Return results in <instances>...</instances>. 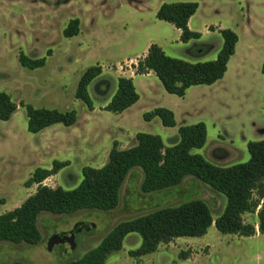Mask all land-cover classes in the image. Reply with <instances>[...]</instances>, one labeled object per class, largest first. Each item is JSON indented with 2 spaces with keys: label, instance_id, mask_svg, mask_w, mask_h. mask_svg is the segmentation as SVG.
<instances>
[{
  "label": "rangeland",
  "instance_id": "1",
  "mask_svg": "<svg viewBox=\"0 0 264 264\" xmlns=\"http://www.w3.org/2000/svg\"><path fill=\"white\" fill-rule=\"evenodd\" d=\"M174 2L199 4L192 30L204 33L202 39L183 43L173 25L157 19L159 7ZM74 19L81 22L80 34L65 38L63 32ZM212 25L236 30L242 41L241 68L224 89L198 87L199 93L191 92L183 101L168 94L158 78L144 77L136 82L142 102L130 117L101 108L118 90L114 72L124 74L129 69L124 66L141 56L149 42L164 46L166 55L193 64V57L199 56L192 55L191 49L211 46L205 62L214 61L223 39L205 33V27ZM21 53L31 59L46 58V65L36 70L24 68L19 62ZM263 63L264 0H0V92L19 105L13 119L0 121V216L35 194L38 186L28 188L26 182L36 169H52L55 161L70 164L43 185L73 190L83 180L84 167L101 168L108 162L114 142L120 149H128L137 144L138 133H146L160 136L167 148L175 145L177 129L164 127L158 118L148 122L143 117L154 110V103L172 108L180 125H206V145L194 149L193 154L222 168L248 162L243 138L264 139ZM97 65L106 72L89 87L96 107L92 113L76 98V92L85 71ZM151 94L154 101L149 99ZM26 104L61 112L75 110L77 123L72 127L58 124L32 134ZM255 125L258 128L252 133ZM125 126L129 133L122 135L120 128ZM142 181V169H133L122 187L118 207L111 211L42 213L38 221L41 242L0 243V264H69L97 248L122 222L196 199L205 201L216 219L227 205L224 195L191 176L178 187L152 194L142 193ZM244 220L258 222L249 214ZM71 233L76 235L74 246L65 240L49 249L53 236ZM141 245L140 235H128L123 249L109 255L107 264H264V235L259 232L246 238L221 234L214 226L204 237L178 238L152 254L131 257L130 252Z\"/></svg>",
  "mask_w": 264,
  "mask_h": 264
},
{
  "label": "trees",
  "instance_id": "2",
  "mask_svg": "<svg viewBox=\"0 0 264 264\" xmlns=\"http://www.w3.org/2000/svg\"><path fill=\"white\" fill-rule=\"evenodd\" d=\"M196 2L164 3L157 11L158 20L167 22L181 31L180 40L188 43L198 40L201 34L189 27L190 19L197 13ZM81 22L71 20L65 28V38L80 34ZM223 47L214 61L190 63L172 58L157 44H152L146 57L137 65V74L154 72L170 95L183 98L194 86L213 85L222 80L228 71L230 59L236 53L239 36L231 29L220 30ZM210 46H196L191 49L194 56H203ZM51 56V51L48 52ZM46 58L31 59L20 54L22 67L36 70L46 65ZM100 65L88 68L82 75L76 98L93 110L94 104L89 87L102 75ZM264 74V63L262 67ZM140 100L132 79L119 78L118 90L105 107V111L122 114ZM19 105L10 95L0 92V121H10ZM28 131L38 134L54 125L72 127L77 123L75 110L61 112L56 109H37L25 105ZM148 122L159 118L165 127L177 126L173 111L157 108L144 114ZM179 139L172 147H166L160 136L146 133L136 135L137 144L128 149H120L117 142L109 154L108 162L101 168L84 167L83 180L73 190L43 185L50 177L69 166V162L55 161L52 169L38 168L26 182L37 191L20 207L0 216V243H26L37 245L42 240L38 226L44 212L53 215H72L83 210L111 211L118 207L120 193L131 171L141 168L143 181L141 191L152 194L180 186L187 177H194L209 186L215 193L224 195L227 205L224 212L214 219L210 206L203 200H191L176 207H165L136 219L117 225L101 242L78 261L69 264H107L109 255L123 249L126 237L136 233L142 238V245L130 256L141 258L156 252L161 245H168L178 238H201L208 234L212 226L224 235L253 237L259 232L264 235V139L249 141L247 150L250 159L246 163L231 167H218L209 163L201 155L193 154L194 149H202L207 142L208 132L204 123L181 126ZM258 218L256 224L246 223V215ZM12 264H24L14 262Z\"/></svg>",
  "mask_w": 264,
  "mask_h": 264
},
{
  "label": "crops",
  "instance_id": "3",
  "mask_svg": "<svg viewBox=\"0 0 264 264\" xmlns=\"http://www.w3.org/2000/svg\"><path fill=\"white\" fill-rule=\"evenodd\" d=\"M160 8V7H159ZM200 8V7H199ZM159 10V9H158ZM199 10V9H198ZM198 12V11H197ZM197 14V13H196ZM195 14V15H196ZM195 15L190 19V22H189V27H190V29L192 30V21H193V19H194V17H195ZM209 27H212V30L210 31L209 30ZM222 29H226L224 26H222V25H220V26H215V25H212V26H206L205 27V30H206V34H212V33H214V34H218V35H220V30H222ZM178 30V29H177ZM231 30H233V31H235L236 33H237V35L239 36V42H238V44H237V47H236V53H235V55L230 59V61H229V64H228V71L226 72V74H225V76H224V78L222 79V80H220V81H218L217 83H215V84H213V85H210V86H207V85H202V86H194V87H191L190 89H188V91H187V93H186V95L183 97V98H181L183 101L188 97V95H189V93H193V92H196V93H199V90H198V87H203V86H205V87H209V89H212V87H215V88H218V90H222V89H224L227 85H228V79L229 80H231L232 79V77L234 76V72L237 70H239L240 68H241V62L239 61V58H238V56H239V52H240V47H241V45H242V41H241V36L239 35V33L236 31V30H234V29H231ZM179 31V34H180V37H181V31L180 30H178ZM193 31V30H192ZM201 34V39L204 37V33H200ZM152 44H157L158 46H160L161 48H162V50L166 53V49H165V47L164 46H162L161 44H159V43H157V42H154V41H152V42H149L148 44H147V46H146V48H145V51H144V53H142V55L141 56H139V57H137V59H130L129 60V63L126 65V66H124V67H126V68H129V69H127L126 70V72L124 73V74H119L120 73V71L119 70H117V71H115L114 72V74L116 75V78H117V80H119V78H128V79H132L133 80V82H134V84H135V87H136V90H137V92H138V94L140 95V100L134 105V106H132V107H130L128 110H126L124 113H122V114H119L120 116H122V117H124V116H126V118H128V117H130V113L136 108V107H138L139 106V104L142 102V95L140 94V92H139V89H138V86H137V80L139 79V78H144V77H156V75L154 74V72H150V73H148V74H144V75H138L137 74V65H138V62L140 61V60H143L145 57H146V55H147V53H148V49H149V47L152 45ZM210 48H212L211 46H210ZM247 51V50H246ZM220 52V51H219ZM218 52V53H219ZM218 53H217V55H218ZM167 54V53H166ZM216 55V56H217ZM205 56H207V55H204V56H199V57H197V58H195V57H193V59H195L193 62L194 63H199V62H205V60H207V59H205ZM216 56L213 58V60L216 58ZM123 66H121V68H124ZM102 69H103V72H102V75L100 76V77H98L97 79H99V78H101L104 74H105V72H106V70H105V68L104 67H102ZM157 78V77H156ZM163 95V98H165V94H162V92H161V96ZM178 97V96H177ZM113 98V97H112ZM151 101H154V98H153V95L151 94V96H150V98H149ZM111 101V99L105 104V105H103V107H101V108H104L105 109V107L108 105V103ZM171 101H174L173 100V98L171 99ZM94 104V103H93ZM154 106H155V108H154V110L155 109H157V108H164V107H166L165 105H162V106H160V105H156V103H154ZM169 108V110H171V111H173V113H174V115H175V118H176V120H177V115H176V113H175V111L172 109V108H170V107H168ZM167 108V109H168ZM18 110H19V108H18ZM18 110H17V112H18ZM153 110V111H154ZM89 111H91L92 113H94L95 111H96V107H94V109L93 110H90L89 109ZM17 112L14 114V116L12 117V119L15 117V115L17 114ZM144 116V115H143ZM159 119V118H158ZM177 122V126L176 127H173V129H177L178 131H179V128L181 127V126H187V125H192V124H194V123H191V124H187V125H180V123L178 122V120L176 121ZM165 127V126H164ZM51 127H49V128H47V129H50ZM167 128H169V127H167ZM257 128L258 127H256V125H255V128H253L252 129V133H254V131H256L257 130ZM47 129H45V130H47ZM44 130V131H45ZM120 130H121V133H122V135H125V134H127V133H129V131H128V129H127V127L125 126V127H121L120 128ZM262 131H264V130H262ZM263 138V137H262ZM244 139V141H243V146L244 147H247V143L249 142V141H253L252 139H250V138H247V137H244L243 138ZM259 140H263V139H259ZM258 140V141H259ZM212 227H214V226H212Z\"/></svg>",
  "mask_w": 264,
  "mask_h": 264
},
{
  "label": "water",
  "instance_id": "4",
  "mask_svg": "<svg viewBox=\"0 0 264 264\" xmlns=\"http://www.w3.org/2000/svg\"><path fill=\"white\" fill-rule=\"evenodd\" d=\"M75 238H76V235L71 233L69 236H64V235H56V236H53L51 239H50V242H49V249L51 250L52 247L54 245H59V244H62L65 242V240L68 241V243L71 245V246H74L75 245Z\"/></svg>",
  "mask_w": 264,
  "mask_h": 264
}]
</instances>
